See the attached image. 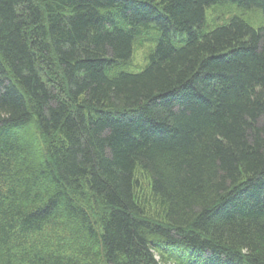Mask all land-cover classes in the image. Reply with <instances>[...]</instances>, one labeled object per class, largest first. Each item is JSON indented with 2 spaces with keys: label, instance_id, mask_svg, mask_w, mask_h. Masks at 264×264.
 Masks as SVG:
<instances>
[{
  "label": "trees",
  "instance_id": "16d2710c",
  "mask_svg": "<svg viewBox=\"0 0 264 264\" xmlns=\"http://www.w3.org/2000/svg\"><path fill=\"white\" fill-rule=\"evenodd\" d=\"M228 4L264 21V0H0V264H264V25L205 30Z\"/></svg>",
  "mask_w": 264,
  "mask_h": 264
},
{
  "label": "rangeland",
  "instance_id": "374dc122",
  "mask_svg": "<svg viewBox=\"0 0 264 264\" xmlns=\"http://www.w3.org/2000/svg\"><path fill=\"white\" fill-rule=\"evenodd\" d=\"M238 8L237 6H234L232 4L228 5H222V6H215L211 7L206 10V22L204 25V29H210L217 25H222L227 22V19L231 17H239L242 20H244L246 23L251 25L253 28L260 27L264 25V21L261 15V12L259 10H251L246 11ZM242 12H244L242 14ZM250 12V13H249ZM250 21H248V20ZM149 33V40L142 43L141 46H138L137 44L134 45L133 49V56L129 63L126 65L121 66L120 70L128 73H138L142 71L145 63H146V55L147 53L153 49L155 44V38L159 37V32H157L153 26L151 25L148 28ZM177 36H181V38H185V34H172L171 37L174 39Z\"/></svg>",
  "mask_w": 264,
  "mask_h": 264
}]
</instances>
